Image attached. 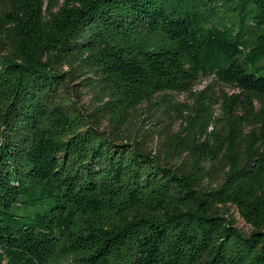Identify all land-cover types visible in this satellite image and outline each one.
Instances as JSON below:
<instances>
[{
  "label": "trees",
  "instance_id": "16d2710c",
  "mask_svg": "<svg viewBox=\"0 0 264 264\" xmlns=\"http://www.w3.org/2000/svg\"><path fill=\"white\" fill-rule=\"evenodd\" d=\"M0 264H264V0H0Z\"/></svg>",
  "mask_w": 264,
  "mask_h": 264
},
{
  "label": "rangeland",
  "instance_id": "374dc122",
  "mask_svg": "<svg viewBox=\"0 0 264 264\" xmlns=\"http://www.w3.org/2000/svg\"><path fill=\"white\" fill-rule=\"evenodd\" d=\"M66 68V67H65ZM209 83H212V87L218 93L220 91H226L231 93L232 90L225 85L214 82L211 77H201L199 78L195 85L194 90H201ZM75 88H79L76 86ZM173 94V101L178 103H186L188 105H193V97H191L187 92H175ZM94 96L93 92L88 88L82 87V97L80 104L89 108L93 104ZM219 114L218 108L215 111V116ZM176 113L172 104L166 105L165 107H147V105L142 104L127 120L126 124L123 126V131L134 138H144L146 140L147 147L155 151L159 146L161 140V133L164 130L176 131L179 129L180 120H175ZM211 128V127H210ZM229 213L232 214L236 220L237 225L243 230L248 232L250 226L240 217L238 211L234 206H229Z\"/></svg>",
  "mask_w": 264,
  "mask_h": 264
}]
</instances>
